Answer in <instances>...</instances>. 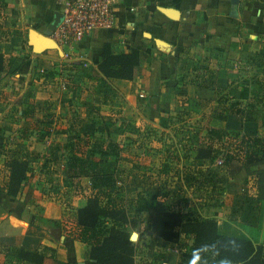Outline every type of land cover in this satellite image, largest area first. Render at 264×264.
Wrapping results in <instances>:
<instances>
[{
  "label": "crops",
  "instance_id": "1",
  "mask_svg": "<svg viewBox=\"0 0 264 264\" xmlns=\"http://www.w3.org/2000/svg\"><path fill=\"white\" fill-rule=\"evenodd\" d=\"M58 1L0 0L2 27L7 38L13 36L10 42L0 36L7 67L0 80L20 87L42 106L55 99L74 107L86 120L155 129L170 118L191 117L196 129L190 139L202 137L200 142L210 128L239 133L243 139L264 138V0H240L237 7L231 0H119L113 28L94 31L72 49L60 46L36 53L30 32L48 29L61 9ZM106 43L140 49L141 63L132 80L108 78L99 71ZM62 66L72 69L71 82L58 75L45 79L41 73L59 67L62 71ZM230 107L243 113L230 112ZM200 145L194 151L196 163L211 165L196 158ZM222 172L221 184L229 188L222 191L218 205L226 211L216 208L212 214L206 209L203 219L216 220L221 235L263 243L264 200L252 202L255 177L245 170ZM34 178L16 197L0 193V264H37L17 258L20 249L44 254L42 264L86 262L88 246L79 238L75 221L87 198L78 206L74 202L69 211L63 199L46 195ZM69 216L75 220L68 221ZM137 238L135 233L132 239ZM186 241L191 247L193 236L182 235L169 245L175 251L161 249L162 241L153 249L150 241L139 264H182Z\"/></svg>",
  "mask_w": 264,
  "mask_h": 264
},
{
  "label": "rangeland",
  "instance_id": "2",
  "mask_svg": "<svg viewBox=\"0 0 264 264\" xmlns=\"http://www.w3.org/2000/svg\"><path fill=\"white\" fill-rule=\"evenodd\" d=\"M12 37L10 35L3 40L10 42ZM24 45L23 49H18L20 56L24 55ZM62 67L60 77L71 82L74 75L72 69ZM4 79L0 80V135L3 138L0 144V193L5 192L9 180L10 161L20 158L30 161L35 173L34 181L42 185L46 195L63 199L68 209L74 207V202L77 206L81 205L90 194V177L88 173L80 177H71L66 173L70 154L65 148L76 127L79 113L74 107L63 106L59 101L50 99L42 114L36 119L25 120L20 116V104L29 94L22 93L20 87L7 84ZM46 113H53L54 117L47 119L44 116ZM45 121L49 123L51 135L41 142L40 129H43ZM104 122L100 121L104 137L110 134L111 139L123 144L115 167L116 175L122 179L124 186L99 192L103 201L110 205L126 204L132 219L127 230L131 238L138 234L135 242L144 237L145 241L142 242L147 244L143 247L144 253L152 240V224L147 221V208L154 201H162L166 209L178 207L185 212L186 220L194 217L203 219L201 213L206 209H212V214L216 208L226 211L225 207L218 205L222 191L229 188L221 184L225 181L222 172L225 167L196 163L194 151L202 143V137L199 141L196 137L190 139V133L196 129L191 117L170 118L155 128L157 130L154 126L138 127L129 122ZM34 144L38 148H33ZM216 150L221 151L219 148ZM218 169L219 172L216 171ZM235 213H232L230 222H233ZM69 217L68 221L75 220ZM187 243L184 242L186 253L190 250Z\"/></svg>",
  "mask_w": 264,
  "mask_h": 264
},
{
  "label": "trees",
  "instance_id": "3",
  "mask_svg": "<svg viewBox=\"0 0 264 264\" xmlns=\"http://www.w3.org/2000/svg\"><path fill=\"white\" fill-rule=\"evenodd\" d=\"M140 63L139 48L124 49L114 43H106L103 47L102 59L97 67L105 77L132 80ZM6 69V58L0 53V73L5 72ZM60 74L57 68L55 71H45L44 75L50 78ZM20 106V116L25 120L36 119V116L47 109L46 106L36 103L30 97H24ZM229 111L243 113L235 107H230ZM46 114L44 116H47V119L54 117L53 113ZM79 116L71 139L65 144L70 154L66 173L71 177H80L88 173L90 177V194L87 196L86 204L78 209L75 221L80 229L79 238L88 246L86 264H136L137 243L127 230V225L132 221L128 207L126 204L110 205L109 202H104L99 192L115 187L123 188L124 185L119 184L115 167V161L121 157L123 144L111 139L110 134L104 137L100 125L101 119L86 120ZM44 123L43 129H40L41 142L51 135L49 123ZM1 131L2 127H0V134ZM2 141L3 138L0 135V144ZM217 148L221 151L216 150ZM141 153L142 151L140 155ZM218 157L223 159V167L228 168L231 175L245 170L247 174L254 176L256 198L253 199L257 202L264 200L263 137L253 136L243 139L239 133L231 134L221 129L210 128L198 149L196 158L209 160L212 165ZM10 162L9 180L5 192L16 197L20 194L24 183L34 177L35 173L29 160L14 158ZM165 167L169 168V165ZM184 217L185 212L181 209L178 207L166 209L162 201H154L147 208V221L152 224L150 237H155L151 246L162 240L168 244H175L180 241L182 235L193 236V245L185 253L182 264H188L194 249L220 241L225 237H232L221 235L218 231V222L214 219L194 217L185 220ZM237 239L241 242L239 251L222 253V255H229L233 264H264V241L256 244L252 240ZM17 258L42 264L45 255L20 249ZM208 264H214V259H209Z\"/></svg>",
  "mask_w": 264,
  "mask_h": 264
},
{
  "label": "built area",
  "instance_id": "4",
  "mask_svg": "<svg viewBox=\"0 0 264 264\" xmlns=\"http://www.w3.org/2000/svg\"><path fill=\"white\" fill-rule=\"evenodd\" d=\"M119 0H59L60 11L63 13L64 18L53 33V38L58 44L66 49H72L75 44L81 42L87 35L97 31L99 29H111L115 26L116 22V6ZM4 22L3 15L0 16V30L2 38H7L4 32L2 23ZM43 75L45 72H41ZM45 77V76H44ZM46 79V77H45ZM50 79V78H47ZM144 97V94H141ZM213 165L222 168L223 159L218 157ZM219 172V169L216 170ZM119 184L123 185L122 179L119 178ZM256 198V197H254ZM257 204L256 199H253ZM186 220V215H185ZM155 237H152L154 240ZM143 236L140 238V244H137L136 250V264H139V260L142 256H145L143 252ZM151 240V241H152ZM160 244L161 241H157ZM160 248L165 251H175L172 244H168L162 240ZM152 243V242H151ZM153 249H156L154 245ZM147 255V254H146ZM148 256V255H147ZM152 264V263H151ZM160 264H176L169 261H162Z\"/></svg>",
  "mask_w": 264,
  "mask_h": 264
},
{
  "label": "clouds",
  "instance_id": "5",
  "mask_svg": "<svg viewBox=\"0 0 264 264\" xmlns=\"http://www.w3.org/2000/svg\"><path fill=\"white\" fill-rule=\"evenodd\" d=\"M240 247L241 242L237 238L225 237L194 249L188 264H208L209 259H214V264H233L231 257L222 253H236Z\"/></svg>",
  "mask_w": 264,
  "mask_h": 264
},
{
  "label": "water",
  "instance_id": "6",
  "mask_svg": "<svg viewBox=\"0 0 264 264\" xmlns=\"http://www.w3.org/2000/svg\"><path fill=\"white\" fill-rule=\"evenodd\" d=\"M232 4L237 7L240 0H231ZM64 15L61 11L55 12L52 23L48 26V29L44 33H40L36 30L30 32V43L36 53H43L48 49H59L60 45L53 38V33L56 31L59 24L62 22ZM62 52V51H61ZM79 264H86V262H80Z\"/></svg>",
  "mask_w": 264,
  "mask_h": 264
},
{
  "label": "bare ground",
  "instance_id": "7",
  "mask_svg": "<svg viewBox=\"0 0 264 264\" xmlns=\"http://www.w3.org/2000/svg\"><path fill=\"white\" fill-rule=\"evenodd\" d=\"M134 237H136V236H134Z\"/></svg>",
  "mask_w": 264,
  "mask_h": 264
}]
</instances>
